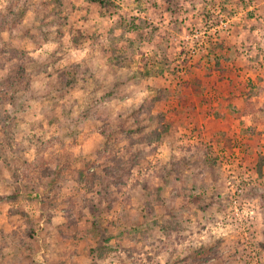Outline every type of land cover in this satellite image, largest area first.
Masks as SVG:
<instances>
[{
  "label": "rangeland",
  "instance_id": "374dc122",
  "mask_svg": "<svg viewBox=\"0 0 264 264\" xmlns=\"http://www.w3.org/2000/svg\"><path fill=\"white\" fill-rule=\"evenodd\" d=\"M111 2L0 0V264H264V0Z\"/></svg>",
  "mask_w": 264,
  "mask_h": 264
},
{
  "label": "trees",
  "instance_id": "16d2710c",
  "mask_svg": "<svg viewBox=\"0 0 264 264\" xmlns=\"http://www.w3.org/2000/svg\"><path fill=\"white\" fill-rule=\"evenodd\" d=\"M89 1H91V2H94V3H98V4H101L102 6H108V5H110L112 2H111V0H89ZM251 95H253V93H251V94H249L248 95V97L246 98V108L244 109V112H248V113H252V99H253V97L251 96ZM145 108V106L143 105L142 106V109H144ZM153 115L151 116V120H153ZM255 121V120H254ZM171 128H172V126H170V124L169 123H166V124H164V125H161V130L160 129H158L157 131L155 130V131H152V133H153V135H155V137H157V138H162L164 135L163 134H166L168 131H170L171 130ZM110 136H112L111 134H110ZM152 137V136H151ZM112 139V138H111ZM108 144L110 145L111 144V141H108ZM113 145V144H112ZM261 159H262V163L264 164V156H261ZM207 162V161H206ZM105 173L107 174V175H109V174H111V171H110V169L108 168L106 171H105ZM147 204V206L148 207H150V203L149 202H147L146 203ZM151 209V208H150ZM176 223H178V222H176Z\"/></svg>",
  "mask_w": 264,
  "mask_h": 264
}]
</instances>
